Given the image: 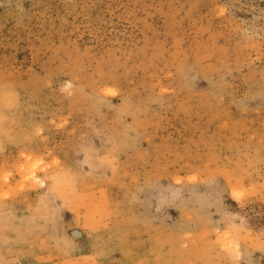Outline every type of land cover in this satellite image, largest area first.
Instances as JSON below:
<instances>
[{
    "label": "rangeland",
    "instance_id": "rangeland-1",
    "mask_svg": "<svg viewBox=\"0 0 264 264\" xmlns=\"http://www.w3.org/2000/svg\"><path fill=\"white\" fill-rule=\"evenodd\" d=\"M0 264H264V0H0Z\"/></svg>",
    "mask_w": 264,
    "mask_h": 264
}]
</instances>
